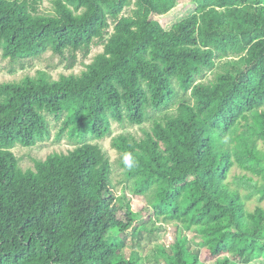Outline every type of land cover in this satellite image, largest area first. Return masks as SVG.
I'll use <instances>...</instances> for the list:
<instances>
[{"label":"trees","instance_id":"obj_1","mask_svg":"<svg viewBox=\"0 0 264 264\" xmlns=\"http://www.w3.org/2000/svg\"><path fill=\"white\" fill-rule=\"evenodd\" d=\"M190 1L193 13L166 29L153 16L179 0H51L49 12L44 0H0L4 58L51 50L72 68L104 46L79 74L0 84V264H145L121 253L120 234L158 220L181 223L169 250L158 245L166 264H202L189 231L217 257L209 264H264V206L246 201L264 200V0ZM53 121L81 140L114 122L143 126L112 144L149 219L122 213L98 143L21 167L13 148L49 138ZM236 164L247 192L228 180Z\"/></svg>","mask_w":264,"mask_h":264},{"label":"rangeland","instance_id":"obj_2","mask_svg":"<svg viewBox=\"0 0 264 264\" xmlns=\"http://www.w3.org/2000/svg\"><path fill=\"white\" fill-rule=\"evenodd\" d=\"M195 8L196 4L194 2L190 0H179L178 5L173 10L164 14H154L153 18L157 19L166 29H170L177 21H180L184 17L193 13ZM40 9L42 12L51 11V0H44ZM103 50V44H95L88 56L83 57L82 54L79 53L75 66L67 68L66 59L60 55L54 54L51 50L33 57L12 61L9 58L3 57L0 48V84L7 81L21 80L26 75H37L39 71H46L54 79H59L62 74H69L72 72L79 74L86 68L87 64L92 62L94 57ZM22 64H24L23 67ZM172 111L173 109L170 110V112ZM60 125L61 121H53L51 125V136L43 141H39L34 146L17 144L13 148V151L19 158L21 167L24 169L33 168L35 166V160L45 159L49 154L56 151L67 152L69 149H73L76 145L86 141L98 143L103 147L112 160L113 183L117 194L121 197L120 204L122 213L125 211L133 212L139 214L144 219H149L152 211L148 206L149 200L145 195H137L126 187L129 182L125 178L123 169L118 164L119 152L112 144L113 136L122 132H132L136 136H142L143 126L127 123L121 125L118 122H114L111 135L102 138L88 135L81 140L77 137H71L68 132L58 136ZM143 125L150 126V122L147 121ZM242 173H245V171L241 166L236 164L232 168L228 180L232 183V186L239 187L241 191L247 192L248 189L239 186L238 182L235 181L236 177ZM125 194H127V197H125ZM246 201L247 207L250 210L254 209L257 205L264 206V200H259L258 193H254ZM179 225H181L179 221H150L146 228L142 229L139 234L135 235L132 233L133 230L121 233L120 236L126 239L125 245L121 249V253L127 257H132L134 254L138 253L145 261V264H166L168 257L163 251L158 249V245H163L169 250V246L175 242V239L178 236ZM187 234L188 246L191 251L199 253L202 264H209L217 258L210 253L209 249L194 232L189 231ZM223 257L224 255L221 256V258Z\"/></svg>","mask_w":264,"mask_h":264}]
</instances>
